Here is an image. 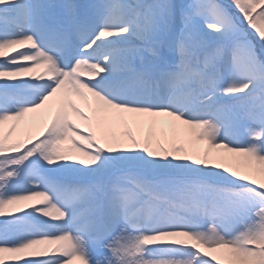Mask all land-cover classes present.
Listing matches in <instances>:
<instances>
[{
  "label": "snow or ice",
  "instance_id": "snow-or-ice-1",
  "mask_svg": "<svg viewBox=\"0 0 264 264\" xmlns=\"http://www.w3.org/2000/svg\"><path fill=\"white\" fill-rule=\"evenodd\" d=\"M0 217V264H264V0H0Z\"/></svg>",
  "mask_w": 264,
  "mask_h": 264
},
{
  "label": "rangeland",
  "instance_id": "rangeland-1",
  "mask_svg": "<svg viewBox=\"0 0 264 264\" xmlns=\"http://www.w3.org/2000/svg\"><path fill=\"white\" fill-rule=\"evenodd\" d=\"M177 2H181V0H177ZM220 3L227 5L228 0H220ZM230 11H232L233 14L236 15V12H235L234 9H230ZM245 27L247 28V25H246V24H245ZM249 32H251V30H249ZM253 39H255V37H253ZM256 46H257V47H260L258 42H257V45H256ZM163 119H167V118H163ZM177 123H178V122H177ZM180 127H183V126H180ZM240 138H241V136H240L239 134H237V135L233 134L232 136L229 137L230 140H231V139L236 140V141H234V142H238ZM64 147H65V148H71V145H70V144H65ZM197 147H198L200 150H203V149H205V148L207 147V144H206V142H199V143L197 144ZM212 152H213V153L220 152L224 157H226V159L222 160V163H224V164H226V165H228V166H231V167H235V166H236V163H237V159H238V158L235 156V154H232V153H223L222 150H218V149H212ZM70 154L75 155V153H70ZM35 202H36L35 200H33V201H26V203H28V204L24 206V207H25V208H24L25 211H29L30 209H29L27 206H28L29 204H33V203H35ZM16 207H17V206H11V208H10V209H6V211L11 210V211H13L14 214H18V215L22 214V213H18V212H16ZM0 219H4V217H0ZM44 219H50V218H44ZM49 246H50V245H45V246H42V247H46V248H47V247H49ZM210 256H211V254H210ZM37 258H38V257H37Z\"/></svg>",
  "mask_w": 264,
  "mask_h": 264
},
{
  "label": "bare ground",
  "instance_id": "bare-ground-1",
  "mask_svg": "<svg viewBox=\"0 0 264 264\" xmlns=\"http://www.w3.org/2000/svg\"><path fill=\"white\" fill-rule=\"evenodd\" d=\"M38 72L39 71H43V69H39V70H37ZM36 203V202H35ZM28 203H26V201L25 202H22V204L20 205V206H22V207H24L25 205H27ZM25 208V207H24Z\"/></svg>",
  "mask_w": 264,
  "mask_h": 264
}]
</instances>
